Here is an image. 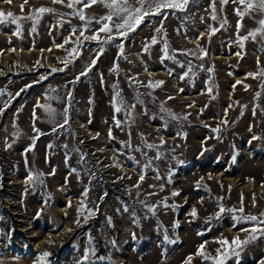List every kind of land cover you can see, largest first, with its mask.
Returning a JSON list of instances; mask_svg holds the SVG:
<instances>
[{"label": "rangeland", "instance_id": "obj_1", "mask_svg": "<svg viewBox=\"0 0 264 264\" xmlns=\"http://www.w3.org/2000/svg\"><path fill=\"white\" fill-rule=\"evenodd\" d=\"M211 3L190 0L185 11L167 9L163 20L147 16L126 39L102 43L80 36L85 22L75 12L82 5L0 0V11L23 17L19 35L11 18L0 23V213L3 207L11 215L0 226V261L39 264L40 254L49 252L48 264H78L85 251V264H185L190 255L189 264L216 258L259 264L264 258L259 231L238 257L217 252L229 251L220 239L253 234L254 222L239 217L264 219V78L247 75L257 72V60L264 68V35L249 37L243 47L238 42L264 16L246 14L237 32L235 10L243 6L216 0L213 20ZM40 7L54 11L38 22L27 18ZM83 11L92 21L84 33L90 37L109 9L98 2ZM121 21L114 17L109 26ZM78 38L79 51L70 56ZM154 71L167 76L152 77ZM157 81L163 84L148 86ZM65 108L68 123L59 127ZM160 133L166 139L159 140ZM30 173L33 181H27ZM82 201L86 209L78 213ZM88 210L94 214L85 222ZM201 244L210 259L195 255Z\"/></svg>", "mask_w": 264, "mask_h": 264}, {"label": "snow or ice", "instance_id": "obj_2", "mask_svg": "<svg viewBox=\"0 0 264 264\" xmlns=\"http://www.w3.org/2000/svg\"><path fill=\"white\" fill-rule=\"evenodd\" d=\"M4 2L6 3H11L12 0H4ZM53 3H60L63 4L65 3V0H52ZM104 3L105 7L109 9V13L108 15L104 16L102 18V26L96 30V32L92 35V36H85L84 33L86 31H88V25L91 24V19L87 18L84 14L83 9L85 8H89L92 5L96 4V3ZM190 0H135V3H132V0H67V7L69 8H74L75 5L79 4L82 5V7L78 10H76L75 15L78 16V18L81 21L85 22V27H83L82 29H80V36L83 37L85 40H97L98 42H102V43H110L112 42L114 39L117 38H127V35L129 32L131 31H135V29L142 23H144V18L147 16H161L162 20L167 18V13L165 12V10L167 9H174V10H179V11H185L187 9V6L189 4ZM229 2V0H220V3L223 4H227ZM233 2L238 3L239 5L243 6V10H241L240 8H237L235 10V14L238 17V22H237V32H239L240 28L242 27L240 21L243 19V17L246 14H250L252 12H258L260 13L262 16H264V0H233ZM25 3H27V0H25ZM139 5V6H136ZM216 5V0H212V3L210 5V7L212 8L213 11V15H212V19L215 20L217 17L215 15V8ZM21 10L23 11V5H21ZM34 14L31 16H28V19H32L36 22H38V20L40 19V14L46 13V12H53L54 9L51 8H45V7H40L38 9H34ZM121 18L122 17V21L120 23H112L111 26H109V22L113 21V18ZM11 18V22L16 24L17 26V30H16V35L20 34V25L18 23V21L20 19H22L23 17H18L16 16L14 13H12L11 11L4 13L3 11H0V23H5L8 21V19ZM97 23H101V21H97ZM227 21H223L222 22V26L223 24H226ZM257 23L260 25L259 28H257L256 30H252L248 33V36L245 37H239L238 36V42L240 43L241 47H243V41L247 40L249 37H251L252 39L256 38L257 33H260L261 35H264V18L260 19L257 21ZM162 25L161 28H157L156 32L157 34H160L162 32ZM218 29L215 28H211V33L214 34ZM33 31H35V29H33ZM77 29H73L72 30V34L74 35L76 33ZM115 31V34H114ZM100 33H104L105 38L101 41L100 39ZM69 40H65V43H68ZM74 43H76V47H73L70 52L69 55L71 56L74 53H78L79 51V38L77 39V41H75ZM152 44L157 43V39L155 36L152 37L151 40ZM58 47H62V45H59ZM118 48H120L121 52L123 51V44H119L117 45ZM167 49H168V45L167 43H165L164 49L162 50L164 52V58H168L167 56ZM145 50H147V45L145 46ZM14 51V49H13ZM201 51H203V49H201ZM103 52V48L100 49V54H102ZM188 54V53H185ZM206 55V52L204 53ZM237 56H241V53H236ZM98 58V57H97ZM202 58V57H201ZM67 62V58H65V61H62V63H66ZM96 63V59H92L90 61V64L88 66H86L85 72L81 73V75H85L86 72L88 70H90L91 66L94 65ZM257 65H258V70L257 72L254 73H248L247 75L252 77L253 79H256L257 77L260 78H264V68H260L259 67V60H257ZM63 69H61L62 71ZM115 70V69H113ZM191 70V69H189ZM52 71H56V69H53ZM208 71H212V69H209ZM185 75H187V73H185ZM77 80H79V76L76 78ZM239 83V81H238ZM163 81H157L155 85H153L152 83H149V87H155V86H159L162 85ZM30 87V86H29ZM235 87V86H233ZM262 87H264V84H262ZM245 88L247 90L248 85H245ZM23 91V90H22ZM208 91L211 92L212 88L211 86H209ZM3 92H0V95H3ZM18 95V94H17ZM71 94L69 93V96ZM117 95H119V93H117ZM257 95H259V93H257ZM171 99V97H170ZM71 101L69 100V103ZM121 104H123V101H120ZM7 106V103L6 105ZM39 107H43L44 110L46 112L49 113L50 116H54L55 115V109L50 108V106L48 105H37ZM134 107V106H133ZM121 109L120 107L116 108V112H119ZM162 111H166V109L163 108V106L161 107ZM0 112H2V110H0ZM35 115V112H34ZM64 120L63 123H61L59 125V127H64L65 124L68 123V109L65 108L64 109ZM169 115L172 116V118L176 119L177 117H175L173 114L169 113ZM186 118V117H185ZM226 123V121H225ZM117 126H119L120 121L117 120L116 121ZM56 129L54 128L53 131H55ZM34 131L37 133V136L41 135L39 129H36L34 126ZM212 131L214 132H218L219 129H212ZM98 135V134H97ZM109 137H111V129L109 130ZM254 139L256 137H253ZM35 137L33 138V145L35 143ZM49 147H51V145H49ZM148 147H153L152 145H149ZM30 150V149H29ZM73 171H75L73 169ZM42 173H37L35 175V179L39 180L42 177ZM34 180V176L30 173L27 181H33ZM141 180H143V176H141ZM138 186V185H137ZM85 198L87 197V189L84 191V193L82 194ZM178 195V193L173 192V196ZM167 206V205H165ZM81 209H86V204L82 201L81 202V208L78 209V213L80 212ZM151 210V209H150ZM225 211L223 209V207H221V212ZM228 211L230 212H235V209H229ZM239 211H243V208L239 209ZM94 213L92 212V210H88V216H85V222L87 221L88 217L93 215ZM195 209H193L192 215H195ZM39 215V213L37 214ZM264 215V214H262ZM238 219H243L245 221H251L254 222V227L250 230L251 233H253L252 235L249 236L248 239L241 241L238 237L232 239L231 241H228L226 239H220L218 241V243H220L221 245H227L229 248L228 252L225 253H221L220 250L218 249V256H224L225 259L227 258V256L229 255H235V256H239L240 252L243 250V246L248 244L251 240H254L257 238V236L255 235V233H257V231H259V234L264 235V227H260L261 225H264V219H258V217L256 216H247V217H239ZM76 223L79 224L80 223V219H79V215L78 218L76 220ZM68 231H71V229H68ZM247 231V230H246ZM165 239L167 240V236H165ZM235 247H232V246ZM205 247L204 244H201L198 246L197 252L195 253L196 256H200L202 257L204 260H208L210 259L209 256H207L203 251H201L203 248ZM51 255V253L49 252H43L40 254V256L38 257V261L39 264H48L47 258ZM90 259V253L89 251H85L83 254V259L81 261L78 262V264H85V262L89 261ZM193 259V256H189L186 258L185 260V264H189V262ZM214 264H224V259H219L216 258L214 259ZM259 264H264V258H262L259 261Z\"/></svg>", "mask_w": 264, "mask_h": 264}, {"label": "trees", "instance_id": "obj_3", "mask_svg": "<svg viewBox=\"0 0 264 264\" xmlns=\"http://www.w3.org/2000/svg\"><path fill=\"white\" fill-rule=\"evenodd\" d=\"M2 213H0V226L1 228L5 226V224L8 223V220L11 218V215H9L7 213V210L5 208H1ZM15 235L19 236L18 238L21 239L22 241L26 242V238L23 236V234L19 231H14ZM9 245L11 246L12 249H15L17 247H15V245L13 244V239H11ZM66 247H62V250L60 249L59 251L61 252V256L58 255V258H61L62 255H64ZM14 251V250H13ZM15 254H18V252H14ZM5 256V251L3 250V248L0 246V257H4ZM51 258V257H50ZM52 259V258H51ZM49 264H53L52 261L49 262ZM95 264H100V263H95ZM105 264V263H103Z\"/></svg>", "mask_w": 264, "mask_h": 264}, {"label": "bare ground", "instance_id": "obj_4", "mask_svg": "<svg viewBox=\"0 0 264 264\" xmlns=\"http://www.w3.org/2000/svg\"><path fill=\"white\" fill-rule=\"evenodd\" d=\"M193 43H195V42H192V44H193ZM27 53L30 54V52H27ZM214 59H216V60H220V59H225V58H223V57H221V56H215ZM160 74H164V76H167V73H166V72H159V73H157V72H155V71H154V72H151L152 77H155V78H157ZM186 99H188V97H186ZM155 129H156V130H159V127H155ZM163 139H166V138L162 135V133H160V138H159V140H163ZM171 140H172V138H169V139H168V141H171ZM124 170H126V171H132V169L129 168V167H125Z\"/></svg>", "mask_w": 264, "mask_h": 264}, {"label": "crops", "instance_id": "obj_5", "mask_svg": "<svg viewBox=\"0 0 264 264\" xmlns=\"http://www.w3.org/2000/svg\"><path fill=\"white\" fill-rule=\"evenodd\" d=\"M0 264H4L3 261H0Z\"/></svg>", "mask_w": 264, "mask_h": 264}]
</instances>
